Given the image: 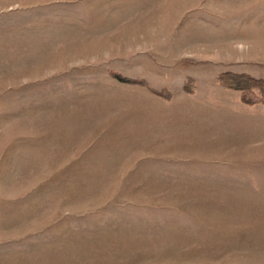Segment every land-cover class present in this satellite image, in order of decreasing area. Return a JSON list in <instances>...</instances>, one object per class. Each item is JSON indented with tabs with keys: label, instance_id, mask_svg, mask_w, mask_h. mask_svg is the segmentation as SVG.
<instances>
[{
	"label": "rangeland",
	"instance_id": "374dc122",
	"mask_svg": "<svg viewBox=\"0 0 264 264\" xmlns=\"http://www.w3.org/2000/svg\"><path fill=\"white\" fill-rule=\"evenodd\" d=\"M0 264H264V0H0Z\"/></svg>",
	"mask_w": 264,
	"mask_h": 264
}]
</instances>
